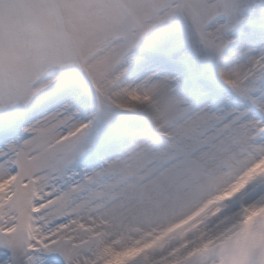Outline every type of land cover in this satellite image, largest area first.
Wrapping results in <instances>:
<instances>
[{"label":"snow or ice","instance_id":"1","mask_svg":"<svg viewBox=\"0 0 264 264\" xmlns=\"http://www.w3.org/2000/svg\"><path fill=\"white\" fill-rule=\"evenodd\" d=\"M0 264H264V0H0Z\"/></svg>","mask_w":264,"mask_h":264}]
</instances>
